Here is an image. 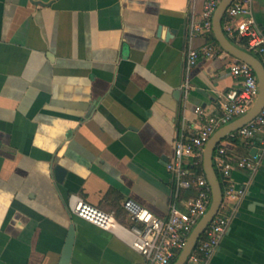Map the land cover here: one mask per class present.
Masks as SVG:
<instances>
[{"label": "crops", "instance_id": "1", "mask_svg": "<svg viewBox=\"0 0 264 264\" xmlns=\"http://www.w3.org/2000/svg\"><path fill=\"white\" fill-rule=\"evenodd\" d=\"M252 7L264 34V0ZM202 9L203 0H0V264H60L69 238L67 264H144L68 197L128 224L126 198L165 216L195 192L176 194L166 169L174 140L201 123L197 104L239 86L225 50L186 69L188 48L208 41L190 33ZM231 175L245 194L208 264H264V154L254 172Z\"/></svg>", "mask_w": 264, "mask_h": 264}, {"label": "built area", "instance_id": "2", "mask_svg": "<svg viewBox=\"0 0 264 264\" xmlns=\"http://www.w3.org/2000/svg\"><path fill=\"white\" fill-rule=\"evenodd\" d=\"M219 2L203 0L200 21L191 23L190 33L202 34L208 37V41L199 48H188L187 70L195 65L200 55L210 57L223 50L213 38V13ZM222 29L230 40L240 42L242 48L255 54L264 66V34L255 21L252 0H231L222 18ZM229 71L239 78V86L216 91L212 106L197 104L194 107L201 123L192 132L182 133L174 140L172 154L166 162L176 194L186 188L195 190L192 195L178 197L170 204L165 216H158L132 198H126L122 206L129 217L128 224L119 222L112 213L77 194L69 195V209L85 220L115 231L143 256L144 264H171L210 204L211 188L202 166L203 152L210 136L218 127L247 112L259 91L257 76L249 63L234 57L229 63ZM189 86L185 80V91ZM238 142L245 146L246 153L239 151ZM254 147L257 151L250 152ZM263 154L264 105L254 118L223 136L216 144L212 162L221 184L222 201L183 264H208L236 205L245 194V184H237L231 173L235 169L254 172Z\"/></svg>", "mask_w": 264, "mask_h": 264}, {"label": "water", "instance_id": "3", "mask_svg": "<svg viewBox=\"0 0 264 264\" xmlns=\"http://www.w3.org/2000/svg\"><path fill=\"white\" fill-rule=\"evenodd\" d=\"M230 2L231 0H220V2L217 4L216 9L213 13V35L223 50L238 59L246 61L252 66L257 76L259 91L254 103L247 112L233 119L232 121L218 127L210 136L205 146L202 160L203 171L211 188L210 204L206 212L201 216V218L191 230L185 245L182 247L177 257L171 264H183L185 262L188 254L193 249L197 239L204 231L209 221L213 218L221 204V184L212 162V154L216 144L223 136L254 118L264 105V66L261 60L255 54L235 44L226 36L222 29V18L225 13L226 7L229 5ZM252 151H254V149ZM54 173L56 179L61 180L64 176L65 168L61 165H56L54 167ZM70 245L71 238H69L67 241L66 253L60 264H67L68 251L70 249Z\"/></svg>", "mask_w": 264, "mask_h": 264}, {"label": "trees", "instance_id": "4", "mask_svg": "<svg viewBox=\"0 0 264 264\" xmlns=\"http://www.w3.org/2000/svg\"><path fill=\"white\" fill-rule=\"evenodd\" d=\"M213 38H214V36H213ZM214 40H215V38H214Z\"/></svg>", "mask_w": 264, "mask_h": 264}]
</instances>
